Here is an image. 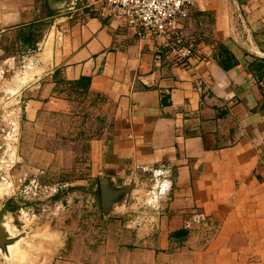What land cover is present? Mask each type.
I'll use <instances>...</instances> for the list:
<instances>
[{
    "label": "crops",
    "instance_id": "crops-1",
    "mask_svg": "<svg viewBox=\"0 0 264 264\" xmlns=\"http://www.w3.org/2000/svg\"><path fill=\"white\" fill-rule=\"evenodd\" d=\"M69 1L0 0V35L66 32L26 106L66 108L71 89L109 119L90 152L96 237L55 264H264V0H194L186 67L156 63V45L118 20L76 8L59 22Z\"/></svg>",
    "mask_w": 264,
    "mask_h": 264
},
{
    "label": "rangeland",
    "instance_id": "rangeland-1",
    "mask_svg": "<svg viewBox=\"0 0 264 264\" xmlns=\"http://www.w3.org/2000/svg\"><path fill=\"white\" fill-rule=\"evenodd\" d=\"M76 8L105 19L93 0H70L59 22L69 23ZM50 27L0 35V264H55L75 251L76 238L96 237L90 152L109 124L104 101L66 89V108L26 106L34 99L30 89L57 65L66 32ZM136 34L160 50L155 38ZM254 75L264 102V60Z\"/></svg>",
    "mask_w": 264,
    "mask_h": 264
},
{
    "label": "built area",
    "instance_id": "built-area-1",
    "mask_svg": "<svg viewBox=\"0 0 264 264\" xmlns=\"http://www.w3.org/2000/svg\"><path fill=\"white\" fill-rule=\"evenodd\" d=\"M102 17L118 20L133 26L139 35L153 37L160 50L156 63L163 55L173 57L176 65L186 67L197 59L198 53L185 34L184 22L194 0H93ZM201 223L200 215L194 214L184 225Z\"/></svg>",
    "mask_w": 264,
    "mask_h": 264
},
{
    "label": "water",
    "instance_id": "water-1",
    "mask_svg": "<svg viewBox=\"0 0 264 264\" xmlns=\"http://www.w3.org/2000/svg\"><path fill=\"white\" fill-rule=\"evenodd\" d=\"M0 241H1V238H0Z\"/></svg>",
    "mask_w": 264,
    "mask_h": 264
}]
</instances>
